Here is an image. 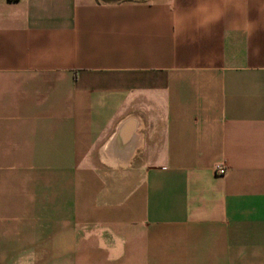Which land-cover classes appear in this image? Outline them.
<instances>
[{
	"label": "crops",
	"instance_id": "crops-1",
	"mask_svg": "<svg viewBox=\"0 0 264 264\" xmlns=\"http://www.w3.org/2000/svg\"><path fill=\"white\" fill-rule=\"evenodd\" d=\"M0 264H264V0H0Z\"/></svg>",
	"mask_w": 264,
	"mask_h": 264
},
{
	"label": "built area",
	"instance_id": "built-area-1",
	"mask_svg": "<svg viewBox=\"0 0 264 264\" xmlns=\"http://www.w3.org/2000/svg\"><path fill=\"white\" fill-rule=\"evenodd\" d=\"M216 170L219 174H224L225 173V168L223 166H217Z\"/></svg>",
	"mask_w": 264,
	"mask_h": 264
},
{
	"label": "rangeland",
	"instance_id": "rangeland-1",
	"mask_svg": "<svg viewBox=\"0 0 264 264\" xmlns=\"http://www.w3.org/2000/svg\"><path fill=\"white\" fill-rule=\"evenodd\" d=\"M102 2H114V1H123V0H100Z\"/></svg>",
	"mask_w": 264,
	"mask_h": 264
}]
</instances>
